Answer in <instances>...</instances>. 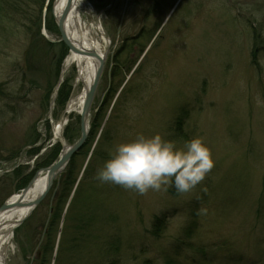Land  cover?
<instances>
[{"label": "rangeland", "instance_id": "1", "mask_svg": "<svg viewBox=\"0 0 264 264\" xmlns=\"http://www.w3.org/2000/svg\"><path fill=\"white\" fill-rule=\"evenodd\" d=\"M55 1L27 4L28 24L0 0V208L84 136L78 114L54 133L83 91L77 67L64 71L70 48ZM79 9L102 30L106 54L88 132L13 230L8 264H264V0H84ZM141 134L177 147L199 137L214 167L185 193L97 180L115 147Z\"/></svg>", "mask_w": 264, "mask_h": 264}, {"label": "clouds", "instance_id": "2", "mask_svg": "<svg viewBox=\"0 0 264 264\" xmlns=\"http://www.w3.org/2000/svg\"><path fill=\"white\" fill-rule=\"evenodd\" d=\"M214 167L207 145L194 137L177 147L160 134L138 135L115 147L114 154L97 169L96 179L133 190L159 191L171 184L180 193L195 188Z\"/></svg>", "mask_w": 264, "mask_h": 264}, {"label": "bare ground", "instance_id": "3", "mask_svg": "<svg viewBox=\"0 0 264 264\" xmlns=\"http://www.w3.org/2000/svg\"><path fill=\"white\" fill-rule=\"evenodd\" d=\"M68 4L69 0H57L55 11H53L57 19L66 10ZM82 4H84V0H72L70 13L64 23L65 32L72 46L69 56L64 62V71L71 66L77 67L76 83L83 85V91L71 99L64 113L65 118L58 125H55L56 139L61 138L60 135L69 115L78 114L82 116L87 92L92 86L101 65L100 60L105 61L106 57L103 39L100 38V35H103L102 30L94 22L88 25L83 21L79 11ZM82 123L85 125V132H88L89 120L85 119ZM48 182L49 176L46 173L39 175L27 191L24 189L19 195L9 199L8 208L1 210L4 205L0 208V264H8L7 255L11 246L13 230L33 212L35 207L31 204L42 196Z\"/></svg>", "mask_w": 264, "mask_h": 264}, {"label": "water", "instance_id": "4", "mask_svg": "<svg viewBox=\"0 0 264 264\" xmlns=\"http://www.w3.org/2000/svg\"><path fill=\"white\" fill-rule=\"evenodd\" d=\"M56 4H57V0L55 1L53 11L56 8ZM71 4H72V0H69L68 6H67L66 10H64L61 13L60 18L57 19L55 17L56 23H57V25L59 27V30L61 32L62 41L70 48V50L72 49V46H71V44L69 42L70 39L68 38V36H67V34L65 32L64 23H65V21H67L68 15L70 13V9L72 7ZM100 61H101V65L98 68V71H97L96 77L94 79V82H93L92 86L90 87V89L87 92L86 103L84 104L85 106L83 108V112L81 113L82 114V116H81V121L82 122L85 119L88 120V115H89L88 113L90 111V107H91V104H92V101H93V98H94V95H95L94 92H96L98 81H99L100 75H101V71H102L103 66H104V60L101 59ZM84 127H85V125H84V123H82V133H83L82 135H84V136L79 141V143L75 144L71 148L70 147L66 148L64 154L62 155L61 161L59 163H57V164L55 163L53 166H50V168L45 170V172L49 176L48 186H47L45 192L42 194V196H40V198H38V200H36V202L31 204L35 208L39 205V203L42 200V198H44V196L46 195L45 193L50 190V187L52 186L53 180L59 174V172L62 171V169H64L65 165L68 163L69 159L72 157L71 155H73L75 152H77L82 147V144H84L85 136L87 135V132H85ZM61 167H62V169H60ZM30 186L27 187L24 191H27V189H29ZM8 207H9L8 204H5L4 207L1 210H3L4 208H8Z\"/></svg>", "mask_w": 264, "mask_h": 264}, {"label": "trees", "instance_id": "5", "mask_svg": "<svg viewBox=\"0 0 264 264\" xmlns=\"http://www.w3.org/2000/svg\"><path fill=\"white\" fill-rule=\"evenodd\" d=\"M2 1H4L5 2V7H7L8 9H7V11L8 10H10V11H15V12H21V14H19V19H24L23 21L24 22H27L28 24H31V22H33L34 20H36V18H30L29 17V13H30V7H29V9L28 10H26L25 9V7H26V5L27 4H33V3H31V2H35V1H38V0H2ZM158 5V3L157 4H155V6H153L152 7V9L153 10H155ZM43 7V6H42ZM41 7V8H42ZM17 15V14H16ZM33 24V23H32ZM254 30V29H253ZM155 35V34H154ZM139 37H140V35H139ZM51 46V45H50ZM49 46V47H50ZM64 54H65V52H64ZM71 176V173L69 174L68 173V176ZM74 183H75V179L73 180L72 179V181H71V177H70V179L68 180V181H66V183H65V186H64V191H63V193L64 194H67V193H71V190H72V186H74ZM65 196V195H64ZM160 225L159 224H155V230H154V232H153V234H158V231L160 230Z\"/></svg>", "mask_w": 264, "mask_h": 264}, {"label": "flooded vegetation", "instance_id": "6", "mask_svg": "<svg viewBox=\"0 0 264 264\" xmlns=\"http://www.w3.org/2000/svg\"><path fill=\"white\" fill-rule=\"evenodd\" d=\"M162 1H163V0H162ZM160 3L162 4V2H160ZM160 3H158V5H157V6H160V5H161ZM157 6H156V7H157ZM156 9H157V8H156Z\"/></svg>", "mask_w": 264, "mask_h": 264}]
</instances>
